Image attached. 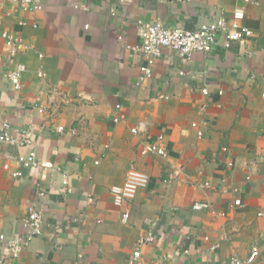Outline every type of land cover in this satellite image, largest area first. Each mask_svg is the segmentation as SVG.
<instances>
[{
  "label": "crops",
  "instance_id": "1",
  "mask_svg": "<svg viewBox=\"0 0 264 264\" xmlns=\"http://www.w3.org/2000/svg\"><path fill=\"white\" fill-rule=\"evenodd\" d=\"M40 1L42 10L23 12L0 0V34L25 47L10 58L0 37V126L28 130L39 163L59 169H24L16 157L28 149L0 140V236L25 234L29 209L44 220L14 264H127L148 233L155 242L136 264H231L254 245L253 264H264V0ZM234 11L252 36L229 48L220 39L190 61L163 49L153 77L136 85L145 60L129 47L141 43L144 22L195 30ZM19 63L14 91L7 74ZM141 122L148 138L131 133ZM158 135L167 157L142 155ZM131 167L148 185L116 207L111 188Z\"/></svg>",
  "mask_w": 264,
  "mask_h": 264
},
{
  "label": "built area",
  "instance_id": "2",
  "mask_svg": "<svg viewBox=\"0 0 264 264\" xmlns=\"http://www.w3.org/2000/svg\"><path fill=\"white\" fill-rule=\"evenodd\" d=\"M11 4H16L23 12H37L42 10L43 6L40 0H2ZM123 4H131L134 0H119ZM248 3L256 4L251 0H246ZM244 14L240 11H234L232 18L226 19L224 16H214L210 22L203 24L200 28L195 30H187L179 26H166L160 20L147 21L141 25L142 39L141 43L129 49L140 53L145 64L139 68V75L136 79V85L141 86L147 80L153 77L152 68L155 65V61L160 57L163 49L170 50L178 54V56L185 61H190L196 54H209L219 44V40L223 39V47L229 48L232 43L240 42L247 37L252 36L253 32L248 27L242 24ZM20 26H26L27 21L22 20ZM1 25V20H0ZM33 28H37L36 24H31ZM1 39L4 40L7 54L10 58H14L20 53H23L25 47L19 36L11 35L7 32L0 34ZM118 39L122 40L121 37ZM26 68L22 64H16L7 74L8 81L14 91H20L22 88V76ZM180 74H182L180 72ZM201 94L205 97L209 96V89L207 86H203L200 90ZM221 94V92H219ZM206 106H204L205 108ZM120 108L119 105L116 106ZM203 108V109H204ZM38 111L43 113L45 108L38 107ZM122 119L119 116L114 119L118 122ZM193 127L197 129V136L202 137L203 132L198 128V124H193ZM58 132L64 131L63 127L57 128ZM146 123H139L131 129V133L134 135L145 134ZM72 134H76L75 131H70ZM146 138L147 135L145 134ZM0 140L2 143L14 146L27 148L26 154H20L16 157V162L24 169H56L59 170L54 163L46 162L45 164L39 163L35 151L32 149L31 135L28 130H19L14 132L11 124L8 122L2 123L0 126ZM164 141L163 135H158L155 141L149 145H145L141 149V154H154L162 158L167 157V151L162 146ZM227 151L226 148H224ZM231 166V164H229ZM16 178H22L23 173L21 171L13 173ZM149 182L148 176L133 167L126 171L124 181L122 185L113 186L111 188V194L113 198V204L116 207H121L125 204L132 202L137 193L147 187ZM207 186V184H205ZM239 189H234V192H238ZM42 195V193H40ZM235 207L242 206L240 200L233 202ZM208 207L207 204H195L192 208L200 210ZM259 216H263V213H259ZM128 214L123 216L126 220ZM22 226L25 230V234L15 236L11 239L5 240L3 235L0 236V241L5 245L7 249V257L0 256V264H14L21 254V252L31 244L33 240L41 236L44 228L43 215L39 210L29 209L26 216L22 220ZM155 242V236L152 233L140 237L136 242L135 251L130 257L127 264H136L140 257V247L147 244H153ZM259 248L254 245L248 258L244 261H240L236 258L231 259V264H253L259 254Z\"/></svg>",
  "mask_w": 264,
  "mask_h": 264
}]
</instances>
